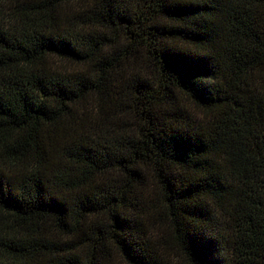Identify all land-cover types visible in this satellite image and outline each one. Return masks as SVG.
<instances>
[{"label": "trees", "instance_id": "obj_1", "mask_svg": "<svg viewBox=\"0 0 264 264\" xmlns=\"http://www.w3.org/2000/svg\"><path fill=\"white\" fill-rule=\"evenodd\" d=\"M0 264H264V0H0Z\"/></svg>", "mask_w": 264, "mask_h": 264}]
</instances>
